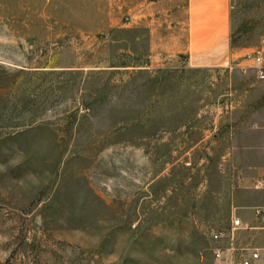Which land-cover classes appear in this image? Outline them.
<instances>
[{"label":"rangeland","instance_id":"rangeland-1","mask_svg":"<svg viewBox=\"0 0 264 264\" xmlns=\"http://www.w3.org/2000/svg\"><path fill=\"white\" fill-rule=\"evenodd\" d=\"M185 6L0 0V264H213L233 97L153 38Z\"/></svg>","mask_w":264,"mask_h":264},{"label":"crops","instance_id":"crops-1","mask_svg":"<svg viewBox=\"0 0 264 264\" xmlns=\"http://www.w3.org/2000/svg\"><path fill=\"white\" fill-rule=\"evenodd\" d=\"M249 4L246 0H186L184 15L166 16L161 34L153 38L159 37L168 57L185 55L186 69L223 75L233 105L223 117L229 132L222 157L216 159V148L207 147V195L216 210L227 211L211 224L229 231L233 220L240 219L245 228L236 230L233 239L229 234L222 247L227 252L231 245L259 249L261 259L256 264H264V218L255 211L264 208V189L254 188L255 182L264 180V79L259 78L255 63L257 54L264 57V30L251 28L264 18L249 13ZM164 29L169 35H164ZM211 97L209 93L207 98ZM204 141L205 137L188 148L182 160L200 151Z\"/></svg>","mask_w":264,"mask_h":264},{"label":"built area","instance_id":"built-area-1","mask_svg":"<svg viewBox=\"0 0 264 264\" xmlns=\"http://www.w3.org/2000/svg\"><path fill=\"white\" fill-rule=\"evenodd\" d=\"M255 63L259 78L264 79V57L262 54L255 56ZM254 188L264 189V180L255 182ZM255 211L258 218H264V208H257ZM243 228H245L244 223L240 219H234L233 226L229 231L219 230L212 234L211 251L215 260L214 264H256L261 259L260 250L256 248L238 249L231 245L227 252L222 247L223 240L229 234L232 235L231 238L233 239V233Z\"/></svg>","mask_w":264,"mask_h":264}]
</instances>
